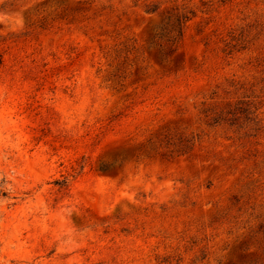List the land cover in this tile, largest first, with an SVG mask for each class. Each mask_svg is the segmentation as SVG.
I'll return each mask as SVG.
<instances>
[{
	"label": "rangeland",
	"instance_id": "1",
	"mask_svg": "<svg viewBox=\"0 0 264 264\" xmlns=\"http://www.w3.org/2000/svg\"><path fill=\"white\" fill-rule=\"evenodd\" d=\"M0 264H264V0H0Z\"/></svg>",
	"mask_w": 264,
	"mask_h": 264
}]
</instances>
